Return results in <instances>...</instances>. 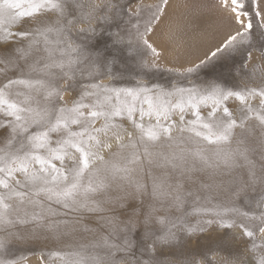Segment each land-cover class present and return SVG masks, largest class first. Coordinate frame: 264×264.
<instances>
[{
  "label": "snow or ice",
  "instance_id": "1",
  "mask_svg": "<svg viewBox=\"0 0 264 264\" xmlns=\"http://www.w3.org/2000/svg\"><path fill=\"white\" fill-rule=\"evenodd\" d=\"M169 2L0 0V264H264V0L167 68Z\"/></svg>",
  "mask_w": 264,
  "mask_h": 264
},
{
  "label": "rangeland",
  "instance_id": "2",
  "mask_svg": "<svg viewBox=\"0 0 264 264\" xmlns=\"http://www.w3.org/2000/svg\"><path fill=\"white\" fill-rule=\"evenodd\" d=\"M143 2L152 4L157 0H143ZM132 22L135 23V20ZM237 27L227 10L219 5V0H170L165 15L157 23L154 31L149 34V42L160 54L157 62L163 67L189 66L192 63H197L199 59L203 58L209 47L217 44L226 34ZM147 58L154 59L150 54ZM219 70L226 71V69ZM174 78V74L167 72H156L149 77L152 81L161 84H167ZM105 80L107 81V78ZM220 235L222 233L219 230L211 228L190 240L187 244V251L194 252L212 246ZM247 243V240L238 237L236 247L242 248ZM42 246L52 250L58 247L54 241H48L46 245ZM34 247L36 246L14 247L11 258L25 254L27 255V264H38L36 256L29 254V251ZM176 255L179 258V253ZM51 264H60V262L57 258H52Z\"/></svg>",
  "mask_w": 264,
  "mask_h": 264
}]
</instances>
